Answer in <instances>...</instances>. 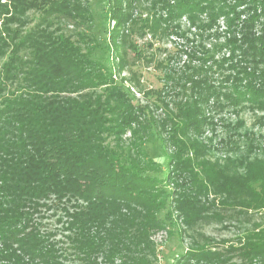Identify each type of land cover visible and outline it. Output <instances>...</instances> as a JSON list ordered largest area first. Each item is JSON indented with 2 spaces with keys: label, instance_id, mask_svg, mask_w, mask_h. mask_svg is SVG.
I'll return each mask as SVG.
<instances>
[{
  "label": "trees",
  "instance_id": "obj_1",
  "mask_svg": "<svg viewBox=\"0 0 264 264\" xmlns=\"http://www.w3.org/2000/svg\"><path fill=\"white\" fill-rule=\"evenodd\" d=\"M122 1L108 5L117 27L131 15ZM164 2L171 19L207 10L214 23L234 14V36L227 56H215L223 44L203 49L202 64L179 75L178 86L192 95L174 101L176 111L164 103L165 85L147 93L164 108L160 117L96 57L91 0H0V264H154L153 237L177 224L176 210L187 226L205 219L210 204L246 217L264 213V159L243 157L233 173L226 163L199 160L204 147L191 134L203 125L202 102L210 95L264 109V0ZM245 5L250 15L237 36L232 26ZM161 21L144 20L143 31L149 24L157 32ZM119 35L112 40L120 70L126 59ZM127 39L123 33V44ZM217 72L226 77L214 85ZM152 137L166 162L148 152ZM170 146L176 149L169 154ZM184 171L193 179L190 193L177 181ZM251 225L238 245L220 251L193 241L172 264H264V218Z\"/></svg>",
  "mask_w": 264,
  "mask_h": 264
},
{
  "label": "rangeland",
  "instance_id": "obj_2",
  "mask_svg": "<svg viewBox=\"0 0 264 264\" xmlns=\"http://www.w3.org/2000/svg\"><path fill=\"white\" fill-rule=\"evenodd\" d=\"M164 1L123 0L124 10L131 15L124 25L117 27V19L108 18L109 0H91L95 16L93 30L101 45L95 51V55L114 66L116 80L123 82L134 99L137 102L139 100L143 105L153 106L150 100L155 101L156 94L149 98L147 93L159 90L165 85L163 87L165 89L163 94H166L164 103H169L170 108L176 111L174 101H185L186 95H192L191 90H183L184 88L178 86V77L180 75L184 79V76L189 75L193 68L202 64L199 58L205 56L203 49L212 50L214 45L223 44L215 53L216 58L220 59L230 53L226 44L227 39L234 36L229 34L231 32L229 25L232 24L230 19L234 14L220 15L214 23H211L210 12L207 10L192 15L183 14L171 19L170 7ZM168 1L175 3V0ZM227 1L232 3L235 0ZM247 6H240L237 10L243 11ZM31 15L36 17L38 13ZM249 15L248 11H243L238 26H232L236 27L237 36H240L241 27ZM146 19L149 20V24L156 19H162L159 30L153 32L148 24L149 27L143 31V21ZM257 29L259 31L260 24L255 31ZM118 31L120 35L117 43L122 50H125L126 59V64L120 70L118 68L120 58L114 50L112 40L113 34ZM123 33L128 34L125 44L122 40ZM134 46L143 56L135 57L137 50L133 49ZM210 65L211 60H208L207 66ZM167 73L170 74L169 80L164 79ZM225 77L217 72L212 83L219 85ZM182 82L187 84L186 87H191V83L186 78ZM219 90L225 93L229 91V88ZM193 91V98H198L197 90ZM202 105L203 125L200 130L191 132L204 147V152L202 151L198 156L199 160L218 162L220 165L226 163L229 171L235 173L240 171L239 168L242 166L239 160L243 157L264 159V109L257 105L253 106L247 99L236 103L223 94L210 95L202 102ZM160 107L163 108L164 105ZM152 110H155V114L160 117L165 114L164 108L158 109L153 106ZM146 147L151 155L161 162H166L167 156L162 152L159 138L152 137ZM175 149L170 146L169 154ZM176 175L177 181L184 184L182 192L190 193L189 189L193 188L191 175L186 171L178 172ZM171 187H174V184H171ZM220 205L216 204L213 207L210 204L206 218L190 226L184 223V217L179 210H176L174 220L177 224L174 226L169 224L167 229L157 232L153 237L158 251V258L154 264H172L180 254L190 249L194 244L193 241L209 243L214 249L220 251L232 244L238 245L239 237L246 232V229L250 228L254 221L264 218L263 212H256L251 217H246L238 214V209L221 211ZM166 211L167 209L163 210L160 216L163 217ZM44 221L52 224L55 222L51 218Z\"/></svg>",
  "mask_w": 264,
  "mask_h": 264
}]
</instances>
